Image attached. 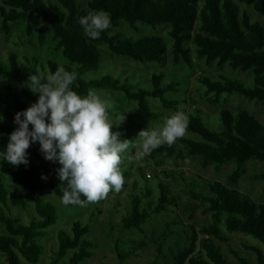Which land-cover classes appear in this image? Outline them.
Segmentation results:
<instances>
[{"label": "trees", "instance_id": "1", "mask_svg": "<svg viewBox=\"0 0 264 264\" xmlns=\"http://www.w3.org/2000/svg\"><path fill=\"white\" fill-rule=\"evenodd\" d=\"M247 8L264 15V0H0V27L7 36L13 24L23 22L25 38L35 35L40 48L51 34L52 50L60 52L70 63L64 65L66 70L78 74L71 86L74 91L82 96L91 88L122 93L125 99L137 105L146 119L155 120L157 117L148 99L158 100L163 108L175 110L180 103L167 100L166 95L178 91L179 84L164 83L163 74L151 75L150 89H134L127 80L110 75L86 81L84 74L96 70L100 64L96 45L105 44L110 53L142 64H163L169 54L172 65H184L190 70L197 65L196 61L217 68L228 66L232 71L250 74L251 86L223 75L217 79L197 76L195 82L204 89L208 102L216 106L222 97L236 94L249 102L264 103V25L253 20ZM101 9L110 14L111 26L99 39H91L84 34L78 19L90 10ZM122 21L133 31H137L139 24L168 26L170 50L161 36L132 40L120 34L112 35ZM58 66L54 61L35 55L19 56L10 51L3 58L0 53V152L7 146L3 139L18 127L13 122L15 114L38 100V94L26 86L29 76L37 69L54 73ZM218 115L220 127L213 129L203 121L198 110L188 113L190 122L186 132L199 140L178 138L179 146L163 144L147 156L156 158L158 167L167 158L185 156L199 158L203 164L216 169L232 163L236 165L231 177L234 182L245 163L264 162V124L244 110L232 113L221 109ZM29 128L31 130L32 126ZM27 152L28 166H13L0 158V173L22 190L21 193L11 192L0 178V225L4 230L0 234V254L5 264H38L45 252L40 240L47 237L48 229L58 221L56 207L42 198L40 192L48 190L61 202L62 183L54 179L61 165L44 158L39 142L31 144ZM131 169L124 173V178L130 177ZM137 171L145 187L139 195L129 196L130 209L123 214L121 222L125 231L140 229L154 216L176 207L178 201L168 183L159 178L154 197V189L144 170L138 168ZM170 173L162 172L163 175ZM154 174L158 173L154 170ZM253 179L264 183V173ZM63 184L66 186V182ZM203 185L206 194H195L192 190L190 194L206 205L216 221L224 219L226 232L250 236L264 246V204L217 181L204 180ZM111 193L113 190L108 194ZM31 203L35 214L28 224L12 217L11 208L28 211ZM187 229L188 244L174 257V264H235L227 260L221 247L211 238L223 240L215 224H188ZM89 233L90 226L78 222L72 223L70 233L59 230L57 247L51 250L49 264H82L91 259L95 245L87 238ZM165 236L157 241L158 249ZM140 245L135 249L144 250L146 243ZM244 247L255 254L257 264H264V255L258 248ZM115 252L118 261L111 264H124L126 255L118 246ZM238 263L249 264L243 259Z\"/></svg>", "mask_w": 264, "mask_h": 264}, {"label": "rangeland", "instance_id": "2", "mask_svg": "<svg viewBox=\"0 0 264 264\" xmlns=\"http://www.w3.org/2000/svg\"><path fill=\"white\" fill-rule=\"evenodd\" d=\"M246 10L253 20L264 25V15L257 14L249 8ZM23 27V22L13 24L12 32L7 36L3 34L0 27V53L3 58L6 57L8 52L12 51L19 56L35 55L42 60L54 61L62 66L70 64L60 52L52 50L54 42H52L51 34L47 36L44 46L40 48L37 45L35 35L29 39L25 38ZM167 31L168 26L153 27L142 24L138 25L137 31H133L122 21L111 34H120L132 40L146 36H161L170 50L171 39ZM96 47L100 56V64L96 70L84 74L83 78L86 81L110 75L121 81L127 80L133 85L134 89H150L151 75L163 74L164 83H178L180 86L178 91L166 95L167 100L180 103L175 110L165 109L158 100L148 99V104L157 117L155 120L146 119L137 105L125 99L122 93L91 88V90H95L100 94L102 98L110 99L113 102L114 108L109 112V119L113 124H118L119 115L125 113V121L119 126L114 125L112 128L114 132H121V139L134 140L138 133L147 129V127H161L164 120L176 111H182L187 115L198 110L203 116V121L213 129H219L220 127L218 112L221 109H227L232 113L244 110L264 124V103L249 102L234 94L224 96L227 97L225 99L222 97L221 103L214 106L208 102L204 89L195 82V78L200 75H206L213 79L223 75L240 80L246 86H251L253 78L250 74L232 71L228 66L217 68L213 64L205 65L202 61H196L197 65L190 70L184 65H172L169 54H167V60L163 64H142L110 53L105 44L100 43ZM181 138L199 140V137L187 132ZM8 140L9 136L5 137L2 141L3 144L6 145ZM135 143L137 145L135 149L123 154L120 165L122 174L124 175L131 167L132 169L130 177L124 178L125 182L119 192L113 190V193L108 194L106 198L95 203H89L86 207L78 208L63 205L48 190L40 192L42 198L56 207L58 221L55 226L48 229L47 237L40 240L45 252L38 264H49L51 250L57 247V232L63 230L70 233L74 222L90 226V233L87 238L95 245L93 257L85 260L82 264H111L117 262L115 252L117 246L120 252L126 255L124 264H174V257L180 249L188 244V224H196L197 226L215 224L223 240L216 239L214 236L211 238L221 247L228 261L239 264V259H243L248 261L249 264H257L255 254L247 251L244 246H254L263 255L264 246L250 236L226 232L223 224L224 219L220 218L216 221L212 213L207 210L206 205L191 196L190 190L195 194H206L203 181H217L230 189L249 196L256 203L264 204V183L253 179V176L264 173V162L248 161L242 167L239 178L232 182L231 177L236 170L235 164L228 163L216 169L213 165L203 164L199 158L185 156L182 159L167 158L162 166L158 167L154 157H137L136 153L141 150L139 147L140 138H136ZM174 144L179 146L178 139ZM138 168L144 170L146 178L150 180L149 184L154 189V197L157 195L156 184L157 178H159L168 183L178 201L176 207H171L169 211L162 215L154 216L140 229L125 231L122 230L121 222L123 214L130 209L129 196L131 194L139 195L145 187V183L138 175ZM154 170L158 173L157 175L154 174ZM163 171L171 173L163 175ZM0 178L11 192H22L17 185L8 180L6 175L0 173ZM54 179L63 183L59 180L57 173L54 174ZM189 185L190 188H188ZM98 210H100V214ZM10 212L12 217L20 218L24 224H28L32 215L35 214L33 203H31L28 211L13 207ZM3 233V227L0 225V234ZM164 234L166 236L160 241L161 248L158 249L157 241ZM142 242L146 243L145 249H135V246H141L140 243ZM197 251L198 248L195 253ZM0 264H5V259L1 254Z\"/></svg>", "mask_w": 264, "mask_h": 264}, {"label": "clouds", "instance_id": "3", "mask_svg": "<svg viewBox=\"0 0 264 264\" xmlns=\"http://www.w3.org/2000/svg\"><path fill=\"white\" fill-rule=\"evenodd\" d=\"M78 23L87 37L99 39L110 28L111 19L105 10H90ZM77 78L75 71L62 65L54 73L37 69L29 76L26 86L38 94V100L15 114L13 122L18 127L9 134L0 158L13 166H28L27 149L39 142L44 158L61 165L57 175L66 181V186L61 184L62 204L86 207L106 198L112 190H121L125 182L120 167L123 154L137 147L136 138L141 140L136 155L143 158L183 137L190 121L184 112L176 111L161 127H147L134 140L121 139V132L112 128L125 121V113L119 115L118 124H113L109 119L113 102L91 89L86 95L78 94L71 87Z\"/></svg>", "mask_w": 264, "mask_h": 264}]
</instances>
